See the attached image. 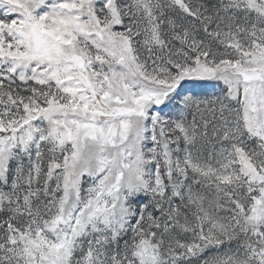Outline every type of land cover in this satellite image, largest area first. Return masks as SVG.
<instances>
[{"label":"rangeland","instance_id":"obj_1","mask_svg":"<svg viewBox=\"0 0 264 264\" xmlns=\"http://www.w3.org/2000/svg\"><path fill=\"white\" fill-rule=\"evenodd\" d=\"M0 264H264V0H0Z\"/></svg>","mask_w":264,"mask_h":264}]
</instances>
